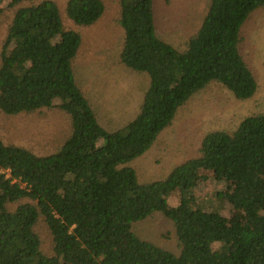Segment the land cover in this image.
<instances>
[{
  "label": "trees",
  "instance_id": "trees-1",
  "mask_svg": "<svg viewBox=\"0 0 264 264\" xmlns=\"http://www.w3.org/2000/svg\"><path fill=\"white\" fill-rule=\"evenodd\" d=\"M24 1L31 4L16 9L0 51V110L56 106L71 128L49 154L0 136V264H264V113L244 117L233 131L207 132L197 155L162 179L141 181L128 165L213 81L239 99L256 92L240 33L264 0H210L185 49L158 35L155 0H120V61L149 82L136 116L114 130L99 123L76 82L81 35L65 26L55 1L10 5ZM104 10L103 0L66 4L76 25H92ZM205 171L231 182L216 195L241 210V219L196 204L192 192ZM174 193L179 201L171 205ZM155 212L172 221L178 252L135 232L134 223Z\"/></svg>",
  "mask_w": 264,
  "mask_h": 264
},
{
  "label": "rangeland",
  "instance_id": "rangeland-1",
  "mask_svg": "<svg viewBox=\"0 0 264 264\" xmlns=\"http://www.w3.org/2000/svg\"><path fill=\"white\" fill-rule=\"evenodd\" d=\"M42 0H33V3ZM57 3L66 27L81 35V45L73 60L78 86L94 107L99 123L108 130L124 126L136 116L143 100L149 76L133 71L120 61L124 30L119 23L120 0H103L105 10L95 23L76 25L66 15L67 0ZM31 4L24 1L10 5L1 0L0 51L16 9ZM210 0H155V20L160 37L178 49H185L189 37L197 32L208 10ZM240 50L254 72L258 87L249 98L239 99L228 88L212 82L178 108L172 123L157 137L155 143L129 166L141 181L166 177L176 166L197 155L204 135L215 129L233 131L241 120L251 114L264 113V6L257 8L241 29ZM70 116L60 108L42 107L33 112L8 114L0 110V136L6 143L30 149L35 154L56 151L68 136ZM198 178L193 194L208 210H218L226 219H241L243 212L234 208L217 192L232 189L230 181L220 173L205 171ZM178 204L177 193L169 197ZM135 232L172 251H179L175 228L163 213L155 212L134 223ZM48 236L44 224L39 226Z\"/></svg>",
  "mask_w": 264,
  "mask_h": 264
}]
</instances>
